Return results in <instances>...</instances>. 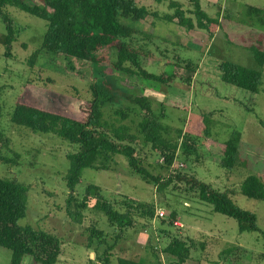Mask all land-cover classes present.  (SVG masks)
<instances>
[{"label":"rangeland","instance_id":"374dc122","mask_svg":"<svg viewBox=\"0 0 264 264\" xmlns=\"http://www.w3.org/2000/svg\"><path fill=\"white\" fill-rule=\"evenodd\" d=\"M26 1L30 5L39 4L38 0ZM171 1L180 4L194 20L190 13L192 0H137L139 5L159 15L174 11ZM199 2L205 12L220 22L212 36L206 30L187 29L152 16L139 22L122 19L125 24L152 34L149 38L139 34L134 40L141 47V60L147 71L184 76L183 65L190 61L196 69L189 85L178 78L169 85L149 82L116 72L109 63L94 64L43 50L30 67L27 58L41 46L46 22L13 6L3 8L13 22L16 41L10 45V57L0 44V154L13 160L0 162V177L29 186L26 215L19 223L60 239L62 253L57 264L97 262L94 248L85 246L91 225L103 230L107 244L113 246L108 264H118V257L140 264L174 262L173 257L163 252L174 236L195 241L189 258L182 264H264V238L260 233L239 231L235 219L215 212L212 205L200 201L197 193L184 183L172 182L169 187L158 190L153 183L134 174L122 156H116L107 170L83 168L74 194L80 199L86 186L95 184L103 197L120 210L128 202L152 204V217L134 216V224L125 228L116 241L113 238L117 227L91 207L83 211L81 223L71 221L65 211L68 188L64 177L69 166L66 155L76 151L77 146L52 133L33 132L10 121L15 100L29 80L85 100L93 98L90 86L97 87L114 96L112 101L99 97L104 118L108 120L112 110L119 107L129 109L132 116L139 113L127 97L142 93L157 102L154 109L162 115V122L182 129L193 148L187 158L178 157L166 170L157 165L160 159L148 146L136 144L142 163L163 178L175 171L182 172L228 192L235 205L255 213L257 225L264 232V201L240 192V183L247 175L264 178V65L259 68L253 55L255 47L264 52V25L247 13L249 5L264 9V0ZM2 33L5 26L0 17ZM110 58L114 60L113 56ZM223 60L259 70L262 82L258 92L222 81L218 63ZM159 103H163V108H159ZM233 130L241 135L238 157L235 166L226 169L220 165L221 150ZM199 242H204V249ZM97 243L93 246L100 253L105 247ZM231 246L236 249L229 255L221 254ZM10 255L9 250L0 247V264H10ZM31 263V258L25 256L21 264Z\"/></svg>","mask_w":264,"mask_h":264},{"label":"trees","instance_id":"16d2710c","mask_svg":"<svg viewBox=\"0 0 264 264\" xmlns=\"http://www.w3.org/2000/svg\"><path fill=\"white\" fill-rule=\"evenodd\" d=\"M192 1L193 9L190 13L194 20L186 15L180 4L172 1L170 7L174 11L159 15L156 11L139 5L137 0H38L39 4L32 5L26 0H0V17L5 26V33L0 34V44L5 47V55L10 57V45L16 41V30L3 8L13 6L46 22L41 46L27 58L30 67L34 66L43 50L94 64L109 63L116 72L149 82L169 85L178 78L189 85L196 69L190 61L183 65L186 71L184 76L147 71L141 60V47L134 40L136 35L142 34L149 38L152 34L144 32L142 28L125 24L122 19L139 22L152 16L177 23L187 29L196 27L206 30L212 36L220 25L219 20L205 12L199 0ZM247 13L264 25L263 8L249 5ZM253 55L261 68L264 65V52L255 47ZM218 70L222 81L253 93L258 92L262 82L259 70L229 60L220 61ZM90 90L93 98L85 100L78 95L55 91L29 80L16 98L10 114V121L16 125L27 127L33 132L52 133L77 146L76 151L66 155L69 166L64 177L68 188L65 211L71 221L81 223L84 218L83 211L91 207L102 212L109 224L117 227L113 238L116 241L125 228L134 224V216L152 217V204L128 202L120 210L103 197L100 187L95 184H88L80 199L74 194L83 168L107 170L115 162L116 156H122L134 174L148 183H153L158 190L169 187L172 182L184 183L190 191L197 193L200 201L212 205L215 212L235 219L239 231H255L264 238V232L257 225L255 213L235 205L228 192L214 189L194 175L182 172L175 171L163 178L153 174L142 163L136 144L148 146L158 159L162 158V161H157V165L166 170L171 168L178 157L187 158L193 149L182 129L162 122V115L156 114L154 109L157 103L154 99L142 93L130 95L127 97L128 101L139 111L133 114L136 118H133L129 109L119 107L112 110L108 120L104 118L99 97L104 101H112L114 96L99 91L95 86H90ZM158 106L163 108V103ZM240 139V132L233 130L224 142L220 162L223 168L231 169L235 166ZM0 162L11 163L13 160L0 154ZM28 187L16 179L0 177V247L10 251V264H21L25 256L31 258V264H57L62 253L60 239L47 231L19 223L26 215ZM240 192L248 198L264 201V178L254 174L247 175L240 183ZM173 216L171 213L170 217ZM88 230L85 246L94 248L97 262L93 264H108L113 246L107 244L105 232L93 225ZM96 241L97 245L105 247L100 253L93 246ZM204 245V242H199L201 249H204ZM194 247V240H183L174 236L163 252L174 258V262L168 264H182L189 258L190 249ZM234 249L236 247H228L221 254L229 255ZM117 262L140 264L121 257L117 258Z\"/></svg>","mask_w":264,"mask_h":264},{"label":"built area","instance_id":"2783aa9c","mask_svg":"<svg viewBox=\"0 0 264 264\" xmlns=\"http://www.w3.org/2000/svg\"><path fill=\"white\" fill-rule=\"evenodd\" d=\"M160 161H162V158H160ZM180 164V166L182 165L181 163H179ZM163 213L162 212H160V216L162 215Z\"/></svg>","mask_w":264,"mask_h":264}]
</instances>
